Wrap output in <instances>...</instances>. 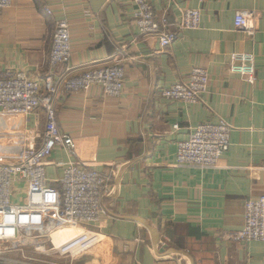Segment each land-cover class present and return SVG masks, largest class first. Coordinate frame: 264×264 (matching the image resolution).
<instances>
[{"label":"crops","instance_id":"0c3cea01","mask_svg":"<svg viewBox=\"0 0 264 264\" xmlns=\"http://www.w3.org/2000/svg\"><path fill=\"white\" fill-rule=\"evenodd\" d=\"M171 31L186 8L201 11V27L186 30L167 51L145 39L135 23L132 0H54L53 15L41 0H13L0 11V72L26 71L43 80L50 71L55 22L67 18L71 33V76L111 64L125 67L120 98L101 87L61 95L56 119L76 143L74 153L56 149L47 181H59L69 162H80L109 179L106 215L91 230L103 242L81 264H264V243L228 238L244 226L245 203L264 196V0H149ZM240 12L257 18L254 38L235 27ZM235 54L255 57L256 80L233 74ZM194 67L210 76L205 103L169 101L161 91L185 81ZM64 69V68H62ZM232 126L231 146L219 167L177 165L178 145L205 122ZM47 118L0 111V162L10 163L26 136L42 144ZM20 185L13 203L24 202ZM69 235H60L64 239Z\"/></svg>","mask_w":264,"mask_h":264},{"label":"built area","instance_id":"2783aa9c","mask_svg":"<svg viewBox=\"0 0 264 264\" xmlns=\"http://www.w3.org/2000/svg\"><path fill=\"white\" fill-rule=\"evenodd\" d=\"M41 1L45 12L52 16L49 2L54 0ZM180 1L183 0H168V5ZM132 2L136 7L135 23L143 38L156 40L163 51L174 45L180 32L201 27L202 14L198 9H184L174 32L168 29L166 16L156 17L149 0ZM12 4L13 0H0V11L11 8ZM257 21L254 13L240 12L235 18V27L254 38ZM70 59V23L63 17L55 22L50 71L43 80L26 71L11 75L0 72L1 113L31 116L43 109L47 118L40 146L26 136L15 137L13 143L24 146L23 152L10 163L0 162V264H60L35 259L41 256L68 259L69 264H75L103 242L102 234L91 227L106 215L103 200L110 192L109 179L80 162H69L59 181L60 189H57L49 185L46 168L56 149L68 153L76 150L73 138L58 127L57 99L63 94L88 92L96 86L101 87L106 97L120 98L125 88V67L121 60L114 58L111 64L71 76ZM230 70L253 83L256 80L254 55L235 54ZM209 82L207 70L194 67L185 81L162 90L161 96L169 101L202 104L208 94ZM231 133L232 126L224 120L200 124L191 130L186 141L179 143L177 165L218 168L230 149ZM20 185L25 190L24 202L15 204L13 199L19 195ZM244 221L243 228L228 237L230 241L264 243V196L246 201ZM68 230L78 233L56 245L53 235ZM25 250L32 255L19 260L6 257L7 254L25 255Z\"/></svg>","mask_w":264,"mask_h":264},{"label":"rangeland","instance_id":"374dc122","mask_svg":"<svg viewBox=\"0 0 264 264\" xmlns=\"http://www.w3.org/2000/svg\"><path fill=\"white\" fill-rule=\"evenodd\" d=\"M32 254H29V250H25V255L23 254H7L6 257L8 258H15V259H22L23 257H30ZM35 259L38 260H44V261H50L54 263H60V264H69L70 261L68 259H58V258H46L44 256L36 257ZM75 264H81L79 260L75 262Z\"/></svg>","mask_w":264,"mask_h":264},{"label":"bare ground","instance_id":"6f19581e","mask_svg":"<svg viewBox=\"0 0 264 264\" xmlns=\"http://www.w3.org/2000/svg\"><path fill=\"white\" fill-rule=\"evenodd\" d=\"M78 231L77 230H68V231H62V232H57L53 235V239L56 245H61L65 243L66 241L70 240L71 238L75 237L77 235ZM60 235H69L66 236L64 239H59Z\"/></svg>","mask_w":264,"mask_h":264}]
</instances>
